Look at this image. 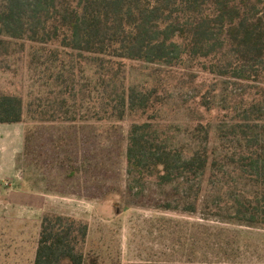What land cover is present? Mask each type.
Segmentation results:
<instances>
[{
  "label": "rangeland",
  "instance_id": "374dc122",
  "mask_svg": "<svg viewBox=\"0 0 264 264\" xmlns=\"http://www.w3.org/2000/svg\"><path fill=\"white\" fill-rule=\"evenodd\" d=\"M53 49L0 36V94L20 98L24 111L20 125L0 128L23 130L16 167L21 182L34 188L23 202V182L2 181L0 264L35 263L45 215L61 217L57 230L69 232L81 264H264V228L231 222L218 182L206 180L194 212L183 187L160 188L149 180L130 189L125 153L137 118L107 115L113 89L149 91L158 100L154 128L189 150L193 121L210 123L216 136L221 108L235 95L232 85L202 72L197 62H124L114 85L97 93L100 69ZM203 102L214 109L207 113ZM167 203L171 207L163 208ZM13 212L24 220L20 227L5 217Z\"/></svg>",
  "mask_w": 264,
  "mask_h": 264
},
{
  "label": "trees",
  "instance_id": "16d2710c",
  "mask_svg": "<svg viewBox=\"0 0 264 264\" xmlns=\"http://www.w3.org/2000/svg\"><path fill=\"white\" fill-rule=\"evenodd\" d=\"M0 36L91 60L102 71H96L97 93L114 85L124 62H197L202 72L231 84L235 95L221 108L216 136L210 123L193 121L189 150L154 128L158 100L149 91L113 89L107 115L137 118L125 153L130 189L149 180L183 187L194 212L206 180L218 182L229 220L264 228V0H0ZM202 107L214 109L207 102ZM23 113L20 98L0 94V125L22 123ZM60 222V216L43 217L34 264L63 258L81 264L69 232L57 230Z\"/></svg>",
  "mask_w": 264,
  "mask_h": 264
},
{
  "label": "crops",
  "instance_id": "0c3cea01",
  "mask_svg": "<svg viewBox=\"0 0 264 264\" xmlns=\"http://www.w3.org/2000/svg\"><path fill=\"white\" fill-rule=\"evenodd\" d=\"M20 124H13L6 126L0 125V126L7 127V126L20 125ZM5 127L0 128V199L6 197L7 195L1 189L2 181L5 179H14L17 177L18 178L17 182H19L20 184L23 182V184L25 185L24 188L21 191H19L20 193L19 195L23 197L22 200L23 202L29 201V199H31V197L33 196L34 188L27 187V184L24 181L25 178H23V181L21 182L22 178L20 177V172L16 167V158L19 154H21L24 147V133L23 130L21 129L12 130V129H5ZM37 195H41V193ZM18 215L19 213L17 214L15 212L9 213L8 215L7 213L5 214L7 220H10L8 221V223H10V226L13 225L14 228L21 226L19 224L22 223L24 220H20L17 217Z\"/></svg>",
  "mask_w": 264,
  "mask_h": 264
}]
</instances>
